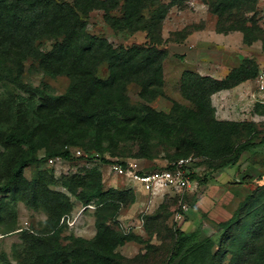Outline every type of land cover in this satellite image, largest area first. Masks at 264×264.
Listing matches in <instances>:
<instances>
[{
    "label": "rangeland",
    "instance_id": "1",
    "mask_svg": "<svg viewBox=\"0 0 264 264\" xmlns=\"http://www.w3.org/2000/svg\"><path fill=\"white\" fill-rule=\"evenodd\" d=\"M123 1L120 0L121 4ZM161 1L169 7L161 29L163 38L168 40L162 48L169 54L163 64L162 83L156 82L147 90L142 79L129 82L119 79L109 93L111 72L97 54L88 63L93 80L103 82V87L99 92L92 88L86 91L85 87L77 92L76 76L45 70L39 61L22 57L13 45L5 46L0 52V127L5 132L20 127L33 129L40 159L25 168V182L15 192H0V264H50L45 257L48 251L77 248L83 255L75 259L72 254L61 264H92L89 253L81 246H88L86 242L96 244L102 222L120 237L127 238L116 249L122 264H168L175 252L178 230L200 231L201 245L184 264H264V141L261 142L264 104H259L262 114L256 116L248 103L235 101L233 94L221 97L218 117L256 122L260 133L252 141L257 146L242 152L236 164H225L232 155L199 156L191 150L189 187L176 190L159 186L154 194L146 192L132 177L120 175L113 166L125 162L129 167L133 164L134 171L164 169L183 156L174 140L177 135L168 139L155 127L146 134L133 133L134 121L125 119L117 110L92 119L72 113L77 99L84 98L93 107L111 102L125 112L135 113L136 120L149 114L152 122L164 120L174 124L181 117L201 111L183 90L185 70L193 68L200 74L222 76L238 66L239 59L247 54L239 35L243 32L229 29L225 19L212 13L211 4H218L219 0H188L178 5H173V0ZM239 10L247 18L248 34L264 38V0L256 5H238L233 12L239 14ZM104 14L101 9L90 13V35L106 39L115 48L148 44L145 31H115L105 21ZM229 33H233L230 42L222 35ZM58 40L45 39L36 48L51 51ZM261 44L259 39L255 46ZM256 51L257 48L250 49L253 55ZM263 71L264 66L253 87L260 89L257 79ZM30 88H39L53 99L32 95ZM186 131L189 129L185 128L181 134L187 136ZM70 136L75 142L68 145L72 149L69 159L48 155L66 148L63 143ZM244 141L246 138L236 145ZM76 149L83 155L76 156ZM15 154L13 147L0 143V184L7 180ZM244 174H252L253 181L245 182ZM98 178L102 180L103 191L130 192L118 211L114 206H103L100 198L94 197ZM202 180L205 183L201 185ZM89 197L91 200L87 201ZM225 222L230 225L224 227ZM54 225H58V236L53 234ZM30 233L47 239L43 242L32 238Z\"/></svg>",
    "mask_w": 264,
    "mask_h": 264
},
{
    "label": "trees",
    "instance_id": "2",
    "mask_svg": "<svg viewBox=\"0 0 264 264\" xmlns=\"http://www.w3.org/2000/svg\"><path fill=\"white\" fill-rule=\"evenodd\" d=\"M188 0H173V5L185 4ZM234 4L232 0H219L218 4H211L212 13L227 21L229 29H238L243 32V42L252 45L257 40L262 41L264 50V38L252 37L248 34L247 18L242 10L239 14L233 12L236 7H243L247 3L256 5L259 0H237ZM101 9L105 12L104 19L115 31L147 33L148 44H134L130 47L115 48L106 39L92 36L88 33V18L92 11ZM148 10V14L145 11ZM169 7L161 0H0V52L5 46H14L22 53V57H29L39 61L41 67L50 72H67L76 76L79 83L76 91L80 92L83 87L88 91L99 92L103 87V82L93 80V70L88 61L97 54L98 60L108 65L110 70L109 78L112 82L107 84L112 93L113 83L119 79H126L127 82L135 79H142L144 90L156 82L163 81V64L168 57V50L162 48L168 40L162 36V24L166 19ZM240 23V24H239ZM222 32V31H220ZM49 38H59L55 42L51 51H41L36 48L43 40ZM19 66L22 68V64ZM75 69V73L70 70ZM259 63L253 57L242 60L240 65L232 68L229 73L219 79L209 75H202L192 70H185L182 74V86L186 97L199 105L201 111L195 114L181 117L174 124L168 121L152 122L149 114L139 120L135 113L125 112L115 104L109 102L102 106L89 105L87 99H77L72 113L86 119H92L100 114L117 110L129 121H134L132 131L138 135L149 133L155 127L163 136L178 142L181 148L182 157H188L189 151H195L199 156H230L225 164H236L240 155L244 151L251 150L257 146L252 141L253 137L259 135L256 122L222 120L214 116L216 109L212 104V96L225 89H231L239 84L255 79L260 70ZM145 80V83L143 82ZM32 95L39 94L45 100L53 99L51 95L39 88H30ZM88 95V93H87ZM111 97V96H110ZM58 99L57 97H54ZM177 104V103H175ZM257 104L256 110L259 111ZM177 107H183L177 104ZM213 112V116H211ZM157 113V112H156ZM165 115V114H163ZM188 128V135L181 132ZM246 138V141L236 145V142ZM264 141V137L261 142ZM75 142L74 137L64 140V147L60 150L52 151L50 157L69 159L71 155L70 146ZM0 143L13 147L16 154L11 158L10 169L7 180L0 184V192L16 191L17 187L25 182L24 170L29 164H36L40 161L37 150L38 140L33 129L20 127L10 131H3L0 127ZM106 162H109L106 160ZM126 167L127 163L122 162ZM170 167L167 166L165 168ZM245 182L253 181L252 174H244ZM202 180L200 184H204ZM94 197L100 198L101 204L114 206L118 211L119 206L127 202L128 190L110 189L102 190V180L98 178L93 190ZM203 190H201V193ZM197 198L200 194L196 195ZM91 200V197L87 201ZM228 227L230 222L222 224ZM54 225L53 229L58 236ZM200 231L194 230L185 232L177 231L175 242V252L170 256L168 264H184L187 257L192 256L200 247ZM36 238L34 234H29ZM55 236V237H56ZM40 237V236H39ZM43 242L47 238H36ZM127 238L120 237L105 222L100 225L96 236V244L86 242L88 246L83 247L92 258V264H122L116 249L124 243ZM73 254L74 258L83 255L81 249L62 251L53 249L45 254L50 264H61L67 261Z\"/></svg>",
    "mask_w": 264,
    "mask_h": 264
},
{
    "label": "built area",
    "instance_id": "3",
    "mask_svg": "<svg viewBox=\"0 0 264 264\" xmlns=\"http://www.w3.org/2000/svg\"><path fill=\"white\" fill-rule=\"evenodd\" d=\"M260 85V89H264V71L257 79ZM70 151L72 149L70 148ZM76 156H82L83 153L80 149L75 150ZM59 158V157H58ZM53 161V160H51ZM193 163L192 156L181 157L176 162L172 163L170 167L153 170V171H140L132 170L129 165L124 167L122 164H115L113 167L120 175H128L134 180L142 184L143 189L151 194L155 193V190L159 186H164L176 190H184L189 187L190 183V169L189 167Z\"/></svg>",
    "mask_w": 264,
    "mask_h": 264
},
{
    "label": "crops",
    "instance_id": "4",
    "mask_svg": "<svg viewBox=\"0 0 264 264\" xmlns=\"http://www.w3.org/2000/svg\"><path fill=\"white\" fill-rule=\"evenodd\" d=\"M201 32L204 33L205 31H199L197 33H201ZM196 34H194V35H196ZM232 34L233 33L222 34V35H223V37H225V39H227V38L230 39V40L227 39V41L230 42ZM239 35H240V38L242 39V42H243V34H239ZM255 43H253L252 45H247L243 42V46L247 47L248 52L245 50L247 54L242 55V58L239 59V62L237 65H240V63L242 62V60L244 58H247V57H253L254 58V56H256L257 57L256 61L259 63L260 68L262 66H264V56H263L264 50L262 49V46H255ZM252 48L253 49L257 48V51L255 53L256 55H253L251 53L252 51L250 52V49H252ZM261 59H263V62L261 61ZM190 69L192 71H195L193 68H190ZM230 70H227L224 73V75H222V76H215L213 74H203V73H202V75H209V76L221 79V78L225 77L229 73ZM254 82H255V79L247 80V81L239 84L238 86H236L234 88L221 90V91L215 93L212 96V104L216 109L217 118L222 119V118L218 117V115L221 112V109H220L221 104H222L221 97H223L226 93H230L231 95L233 94L235 101L237 100L241 103H244V102L248 103L250 105L249 109L253 110L255 112L256 116H259V114H262L256 110V106H257V104H261V105L264 104V90L259 89L258 87H253V86H255ZM223 119H225V118H223ZM229 120L238 121L237 119H229ZM250 121H253V120H250Z\"/></svg>",
    "mask_w": 264,
    "mask_h": 264
}]
</instances>
